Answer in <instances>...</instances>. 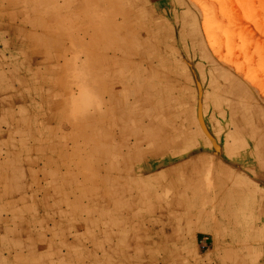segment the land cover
Masks as SVG:
<instances>
[{
    "label": "rangeland",
    "instance_id": "obj_1",
    "mask_svg": "<svg viewBox=\"0 0 264 264\" xmlns=\"http://www.w3.org/2000/svg\"><path fill=\"white\" fill-rule=\"evenodd\" d=\"M261 237L264 0H0V264H264Z\"/></svg>",
    "mask_w": 264,
    "mask_h": 264
},
{
    "label": "crops",
    "instance_id": "obj_2",
    "mask_svg": "<svg viewBox=\"0 0 264 264\" xmlns=\"http://www.w3.org/2000/svg\"><path fill=\"white\" fill-rule=\"evenodd\" d=\"M112 52V51H111ZM112 53H114V52H112ZM107 55V54H106ZM106 55H100V56H98L97 57V60L95 61V63L96 64H98V65H106V64H109V65H112V64H115V63H117L118 62V59L117 58H115V56L113 55L111 58H108V57H106ZM113 62H115V63H113ZM103 71V70H102ZM108 74H112V72H110V73H108ZM98 77V76H97ZM93 83H95V81H93V80H91V84H93ZM107 90H108V88H107ZM109 92H112V91H110V90H108ZM104 94H106V91L104 90ZM107 98H108V101H109V94H107ZM106 104H107V101H106ZM107 110V109H106ZM107 112V111H106ZM256 240V239H255ZM232 241H229V243H231ZM258 242L260 243V246H259V249L261 248V249H264V238H262L261 237V239L260 240H258ZM233 243V242H232Z\"/></svg>",
    "mask_w": 264,
    "mask_h": 264
}]
</instances>
